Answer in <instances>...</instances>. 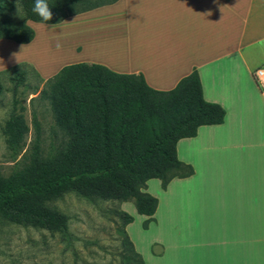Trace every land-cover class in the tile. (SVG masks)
Wrapping results in <instances>:
<instances>
[{
  "label": "crops",
  "instance_id": "1",
  "mask_svg": "<svg viewBox=\"0 0 264 264\" xmlns=\"http://www.w3.org/2000/svg\"><path fill=\"white\" fill-rule=\"evenodd\" d=\"M27 24L35 39L24 49L40 29L57 27ZM59 25V45L81 50L54 72L36 62L46 80L84 63L170 91L198 71L204 99L226 115L177 143L193 168L166 189L175 197L177 264H264V90L255 78L264 67V0H119Z\"/></svg>",
  "mask_w": 264,
  "mask_h": 264
},
{
  "label": "trees",
  "instance_id": "2",
  "mask_svg": "<svg viewBox=\"0 0 264 264\" xmlns=\"http://www.w3.org/2000/svg\"><path fill=\"white\" fill-rule=\"evenodd\" d=\"M118 1L48 0L53 18L45 23L32 12L34 0H21L24 21H0V40L29 44L35 30L28 21L56 25ZM45 85L41 93L50 101L66 141L51 157H43L41 130L35 120L36 140L29 163L9 177H0V210L16 224L64 234L68 219L45 204L68 192L134 201L137 212L150 221L159 202L143 192L147 183L159 179L167 189L175 178L191 176L193 168L179 160L177 143L195 137L200 127L222 124L226 115L220 105L204 99L197 70L173 90L157 91L143 75L79 63L63 67ZM29 132L23 114L14 109L4 127L14 154L23 149ZM121 217L124 226L134 221L126 212ZM122 233L132 260L143 264L126 230Z\"/></svg>",
  "mask_w": 264,
  "mask_h": 264
},
{
  "label": "rangeland",
  "instance_id": "3",
  "mask_svg": "<svg viewBox=\"0 0 264 264\" xmlns=\"http://www.w3.org/2000/svg\"><path fill=\"white\" fill-rule=\"evenodd\" d=\"M19 3L21 5V0ZM16 4L17 0H0V21H24L23 7L17 13ZM36 24L45 28L57 27L40 29L36 42L28 49L22 47L26 44L0 40V177H9L29 163V153L36 140L35 120L41 130L43 157H51L66 141L64 132L57 125L50 101L41 93L46 88L47 80L36 62L48 69L43 70L44 74L50 70L54 72V68L64 63L62 59L70 56L72 49L79 52L81 47L79 43L72 48L59 45L57 51L60 52H55L56 57H53L57 59L51 62V50L56 47H47L48 54L44 57L43 48L52 43L58 35L56 32L64 39V27L59 24ZM74 25L75 21L68 23L73 31ZM49 30H52V36L53 33L56 36L52 38L51 34L47 35ZM60 37L58 35L56 39ZM60 55L62 57L59 58ZM47 56L51 59L48 63L44 61L48 59ZM26 58L31 60H22ZM14 109L23 114L30 129L23 149L17 154L10 150L4 135V127ZM147 184L150 194L157 195L155 198L160 203L150 221L149 217L137 212L134 201L87 198L75 192L65 193L45 204L47 209L68 219L66 234L16 224L0 210V264H135L133 255L125 245L124 230H128V236L143 264H177L174 191L163 189L159 179L150 180ZM123 212L134 218L129 227L124 226Z\"/></svg>",
  "mask_w": 264,
  "mask_h": 264
},
{
  "label": "clouds",
  "instance_id": "4",
  "mask_svg": "<svg viewBox=\"0 0 264 264\" xmlns=\"http://www.w3.org/2000/svg\"><path fill=\"white\" fill-rule=\"evenodd\" d=\"M21 7L22 6L20 5L19 0H17V13L21 10ZM32 12L40 18L41 22L46 23L53 18V13L48 0H34Z\"/></svg>",
  "mask_w": 264,
  "mask_h": 264
},
{
  "label": "bare ground",
  "instance_id": "5",
  "mask_svg": "<svg viewBox=\"0 0 264 264\" xmlns=\"http://www.w3.org/2000/svg\"><path fill=\"white\" fill-rule=\"evenodd\" d=\"M56 33H57V34L59 35V37H60V34H59L58 32H56ZM58 35H57V36H58ZM51 36H52V34H51ZM53 36H56V34L53 33ZM53 36H52V38H53ZM57 36L54 38V40L52 39V40H53L52 43H49V45L46 44V46H44V48H43V52H42V56L45 55V54H46V55L48 54V53H47V49H46L47 47H50V48L56 47L55 50H54V49L51 50V51H52V53H51L52 56H50L51 59H52L53 57H56V56H55L56 53L60 52L59 50L57 51V49H58L57 46H59V42H60V39H58L59 41H58V44H57V39H56ZM50 38H51V37H50ZM60 38H62V37H60ZM54 41H55V43H54ZM51 44H54V46H50ZM55 44H57V45H55ZM47 45H48V46H47ZM50 48H48V52L50 51ZM45 49H46V52H44ZM55 52H56V53H55ZM53 53H55V54H53ZM48 56H49V55H48ZM48 56H47L46 58H48ZM43 57H44V56H43ZM50 57H49V58H50ZM49 58H48V59H49ZM48 59H47V60L44 59V61H47V63L50 62L51 59H49V61H48ZM55 59H57V58H53L51 62H53V60H55Z\"/></svg>",
  "mask_w": 264,
  "mask_h": 264
},
{
  "label": "built area",
  "instance_id": "6",
  "mask_svg": "<svg viewBox=\"0 0 264 264\" xmlns=\"http://www.w3.org/2000/svg\"><path fill=\"white\" fill-rule=\"evenodd\" d=\"M255 78L259 83L260 87L264 90V67L256 70Z\"/></svg>",
  "mask_w": 264,
  "mask_h": 264
}]
</instances>
